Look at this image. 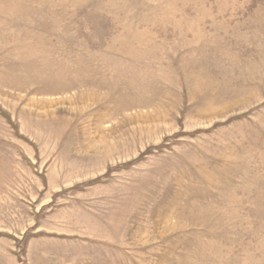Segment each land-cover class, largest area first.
I'll return each mask as SVG.
<instances>
[{
    "label": "rangeland",
    "instance_id": "1",
    "mask_svg": "<svg viewBox=\"0 0 264 264\" xmlns=\"http://www.w3.org/2000/svg\"><path fill=\"white\" fill-rule=\"evenodd\" d=\"M0 264H264V0H0Z\"/></svg>",
    "mask_w": 264,
    "mask_h": 264
}]
</instances>
